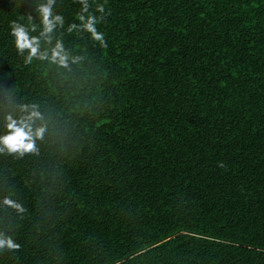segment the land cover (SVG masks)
<instances>
[{"label": "trees", "instance_id": "16d2710c", "mask_svg": "<svg viewBox=\"0 0 264 264\" xmlns=\"http://www.w3.org/2000/svg\"><path fill=\"white\" fill-rule=\"evenodd\" d=\"M104 2L102 48L57 0L62 68L16 52L37 0H0V135L47 124L0 153V264H264V0Z\"/></svg>", "mask_w": 264, "mask_h": 264}, {"label": "clouds", "instance_id": "9594fccd", "mask_svg": "<svg viewBox=\"0 0 264 264\" xmlns=\"http://www.w3.org/2000/svg\"><path fill=\"white\" fill-rule=\"evenodd\" d=\"M80 5L76 20L68 24L67 31L86 33L88 38L106 47L105 34L98 29L108 13L105 11L104 0H76ZM57 0H37L34 11L39 20L33 22V16L28 15V24L12 21L10 35L18 55L24 57V62L30 64L33 60H49L62 67L69 68V62L76 63L80 57L70 55L62 39L57 38L53 44V33L57 28H64L65 17L54 11ZM94 5V7H93ZM42 42L49 45L42 48ZM39 122V123H38ZM6 132L0 135V153L18 157L38 151L37 141L43 140L47 131L44 115L35 105H19L18 113L9 112L5 116ZM223 166V165H221ZM9 206L19 208L13 202L5 200ZM20 245L10 235L0 232V250H17Z\"/></svg>", "mask_w": 264, "mask_h": 264}]
</instances>
